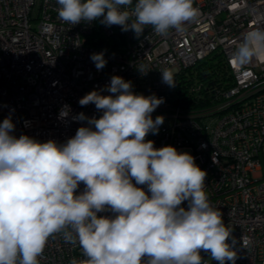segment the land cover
<instances>
[{
  "label": "clouds",
  "instance_id": "obj_1",
  "mask_svg": "<svg viewBox=\"0 0 264 264\" xmlns=\"http://www.w3.org/2000/svg\"><path fill=\"white\" fill-rule=\"evenodd\" d=\"M59 19L120 26L139 38L149 27L158 36L183 31L198 16L194 0H56ZM90 59L106 66L104 52ZM231 61L243 68L264 64V28L244 32ZM145 66L138 68L142 74ZM161 81L175 88L170 68ZM106 90L109 95H102ZM132 90L114 75L103 90L80 100L102 113L89 118L64 143L14 135L11 116L0 122V264H40L50 237L82 249L84 260L69 264H235L236 243L220 210L205 191L207 173L188 152L146 140L164 123L152 113L164 103ZM70 114L65 105L63 119ZM84 188L78 192L80 184ZM78 193V194H77ZM186 202L187 206H183ZM110 213V215H98ZM231 239V243L229 240Z\"/></svg>",
  "mask_w": 264,
  "mask_h": 264
},
{
  "label": "built area",
  "instance_id": "obj_2",
  "mask_svg": "<svg viewBox=\"0 0 264 264\" xmlns=\"http://www.w3.org/2000/svg\"><path fill=\"white\" fill-rule=\"evenodd\" d=\"M193 6L198 16L183 31L161 37L149 27L137 38L99 20L66 24L58 17L56 0H0V122L11 116L17 138L24 134L64 143L87 126L73 117L102 115L79 100L105 89L114 75L131 81L137 94L163 97L151 115H162L164 123L145 139L156 148L172 145L195 157L207 173L211 204L233 229L235 264H264V64L253 61L241 68L230 59L244 32L264 28V0H194ZM99 52L107 61L101 70L90 59ZM215 54L225 70L216 83L190 74ZM165 67L175 79L189 75L192 105L172 100V88L161 81ZM65 105L70 114L61 119ZM83 188L81 183L78 192ZM201 255L218 264L210 254ZM39 259L40 264H69L85 257L78 244L65 243L57 234Z\"/></svg>",
  "mask_w": 264,
  "mask_h": 264
},
{
  "label": "trees",
  "instance_id": "obj_3",
  "mask_svg": "<svg viewBox=\"0 0 264 264\" xmlns=\"http://www.w3.org/2000/svg\"><path fill=\"white\" fill-rule=\"evenodd\" d=\"M223 59L220 57V54L212 55L204 60H202L197 67H195L194 71H190V74L193 72L199 73V79L208 80L209 83H216L219 75H222L225 70L223 69ZM179 79V80H178ZM178 80V81H177ZM177 84L175 88H172V100L176 103H182V105H192V94L189 93L190 86V78L188 74L183 75L182 77H178L176 79Z\"/></svg>",
  "mask_w": 264,
  "mask_h": 264
}]
</instances>
